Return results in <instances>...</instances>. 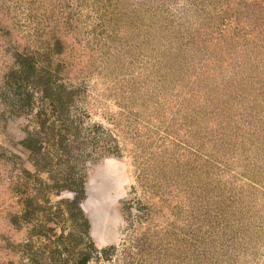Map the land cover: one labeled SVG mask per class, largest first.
I'll use <instances>...</instances> for the list:
<instances>
[{
    "label": "rangeland",
    "instance_id": "obj_1",
    "mask_svg": "<svg viewBox=\"0 0 264 264\" xmlns=\"http://www.w3.org/2000/svg\"><path fill=\"white\" fill-rule=\"evenodd\" d=\"M0 264H264V0H0Z\"/></svg>",
    "mask_w": 264,
    "mask_h": 264
}]
</instances>
